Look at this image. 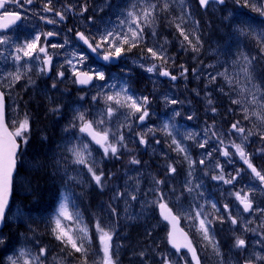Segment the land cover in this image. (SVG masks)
Wrapping results in <instances>:
<instances>
[{"label":"rangeland","instance_id":"1","mask_svg":"<svg viewBox=\"0 0 264 264\" xmlns=\"http://www.w3.org/2000/svg\"><path fill=\"white\" fill-rule=\"evenodd\" d=\"M78 1L80 0H53L54 9L65 11L66 19H70L69 23L60 21L54 13L42 11L47 0H33L37 4L36 6L30 4V6L24 5L23 8L12 6L8 9V11L21 9L24 11L26 19L21 26L3 34L8 36L10 41L6 45H0V88L5 92L7 98V123L11 130L15 131L13 122L23 120L27 114L30 131L26 144L22 143L18 137L24 146V178H18L14 184L15 198L7 215L10 230H15L14 232L17 233L10 237L5 243L4 249L0 251V264H8V257L14 255L21 247L30 249L33 254H38L39 248H46L43 264H81V254L70 255L72 250L65 248L52 233V229L55 227L54 219L61 202L67 203L69 212L79 213L80 224L86 225L88 229L92 230H88L90 240L85 245L88 248V264H101L103 256L96 228L98 221L102 227L113 231L111 244L116 264H145V257L148 256V261L151 260L155 250L154 232L158 241L163 240L162 231L159 230L160 223L158 221L153 223V209L154 207L157 209L159 205L152 203L158 199L161 193L164 197L163 201L170 203L185 224L197 234L207 260L212 264H220V258L216 256L197 231L199 221L189 217L195 216L197 210L206 214L205 207H208L211 213L212 203H215L219 209V212L216 211L217 214L221 213L222 203H219L220 200L217 196H223L224 188H222L223 184L218 182L220 180H214L212 177L220 174V168L216 167L217 163L223 167L226 177L234 173L230 162L235 163V160H240L230 141L240 144L241 134L231 132V124L240 121L239 126L246 130L244 135H247L248 130H251L253 135H250L245 142V151L251 153L252 164L256 169H258L255 164L256 160L263 163L262 169L264 168V151H261L264 149V140L260 137V133L264 132V122L255 115H251L252 112L264 114V109H261L259 104H233V100L243 99L238 94V86L227 84L222 76L217 75L227 69L230 75L235 76L239 72L242 62L237 64L233 62L237 61L241 54H244L254 58L249 67L253 77L252 83L259 85L264 90V64L258 62L264 60V52L260 50L254 38L241 35L238 31L241 28L254 32L264 31L262 14L254 11L251 7L244 6V0H240L239 4L236 3V0H226L225 6L219 7L216 4L209 6L206 15L202 17V29H198L197 26H194L192 15L189 13L191 6H188L189 0H183L187 20L184 27L193 43H195V36L191 33L194 32L200 38V50L193 52L187 42H184L183 47L181 46L183 37L180 36L175 26L169 23L174 17L180 15V0H176L169 12L158 14L155 24L156 36L151 35L153 30L151 28H145L144 33L147 47L164 44L167 55L172 59L160 67L159 61L146 58L140 51L137 57L126 54L120 65L112 68L96 63L87 52L81 49L74 38L68 36L65 29L75 24L74 26L81 28L89 36L96 35L98 30H103L106 26L116 27L118 21L124 19L122 13L126 14L133 4L137 9L141 6L139 0H94L91 10L86 11L83 15H81V6H78V11L74 9V5ZM252 2L258 3V0H252ZM67 5L73 6L71 11H67ZM40 15L55 19L58 23L47 24L39 19ZM89 17L93 19V22H89ZM69 24L72 25L69 26ZM124 30L126 31V27ZM46 32L59 33L52 37H41V46L47 45L48 53L53 57L49 70L43 73L39 71L41 67H44L42 64L43 53L39 54L40 60L25 57L19 62L14 61L13 54L16 52L17 45H23L26 40H31L37 33ZM66 39L68 43L63 48L51 47L52 44H64ZM72 53L87 56L83 64L76 65L80 71L93 73L97 70L103 71L106 80H95L94 85L88 90L79 89L76 83H73L72 68L66 63L68 59H73ZM20 55L23 56L22 53ZM152 63H156L158 69L156 72L149 73L146 68ZM187 64L188 66H186ZM17 65L20 66L22 73L29 67L31 71H27L19 82L9 88L5 74L16 72ZM164 68L179 73L181 80L178 86L172 85L171 82L166 83L161 78L159 72ZM185 68L187 72L181 75ZM194 69L195 71H193ZM135 70L148 81L144 79L141 84L137 82L133 75ZM61 71L64 72L63 78L57 75ZM211 76H216L215 81L210 82ZM29 79L34 83H29ZM239 79L241 83H244L243 73H240ZM123 82H127L130 94H134L136 97H149L150 116L143 124H139V114L130 116L127 108H119L111 119H108L106 115H102V113H106L103 97L100 96L97 101L92 100V97L97 96L98 93L111 95L114 91H119V84ZM53 83L56 84L55 88L52 87ZM111 84L117 85L115 90L107 87ZM187 90L192 95V100L188 98ZM221 96L228 100L231 104L230 108H220L218 98ZM165 97L168 98L167 101ZM171 100H176L177 103L172 104ZM209 100L212 101L211 104H209ZM57 107H59L58 112L52 111ZM243 107L249 108L250 115L247 120L244 119V112L241 110ZM213 108L216 109L215 112H234L228 130L224 131L225 134H222L217 130V126L213 125L215 119L203 120L197 116V111L202 118L214 115ZM76 110L85 112L88 120L104 119L105 123L98 126V131L109 128L112 132L119 130L124 134V143L127 147L120 148L118 157L111 155L105 157L103 149L92 141L90 136L79 132L78 121L75 129L65 132ZM176 112H179L180 115L176 116ZM189 116L192 117L191 120L188 119ZM170 119L175 123L180 133L176 139L180 140L182 145L187 148L190 159L196 162L191 169L184 154L174 150L175 145L171 144V137H166L163 132L156 131L154 135L149 133L146 137L147 144L139 143L138 133H145L149 128L160 129L163 123ZM207 122H212V124H207ZM209 128L211 130L206 136L204 130ZM212 131L219 134L223 144L212 136ZM188 133L196 134L195 139H183V136ZM209 137L211 138L208 139ZM205 139H208V143L204 148H200L199 144L203 143ZM156 141H160V143H156ZM83 143L88 144L91 151V156L88 157L89 162L94 161L95 165L104 172L105 186L103 189L91 179L85 165L72 163L73 156L67 149L73 145L81 147ZM225 148L232 153L231 157L221 155ZM142 151H144V158L139 155V152ZM209 152L212 153L210 157L207 155ZM149 155L154 159L148 162L145 158ZM133 157L138 159L140 164H131L130 160ZM200 160H204V163H199ZM224 160H227L228 163L226 164ZM57 161L60 162L59 165H57ZM169 165L176 168L175 173L169 171ZM35 167L39 169L34 170L37 169ZM65 168H67L69 176H76L77 181L66 182ZM190 171L191 176H189ZM26 172L29 173L28 177ZM35 172H41L40 176H45L54 183L50 196V193L41 191L43 201L50 212L45 215L37 214V211L31 206L33 200L30 198V193L34 194L35 189L40 187L38 178H33V186L29 184V180ZM261 173L264 174V170ZM251 174L254 175L252 172ZM154 179L163 180L164 183L156 186ZM188 181H191L188 187L194 189L191 193L185 188ZM197 184L200 185L199 188L195 187ZM218 187L220 189H217ZM154 188L156 191H152ZM117 193H124V195L114 199L113 197ZM27 194L29 195L28 199H26ZM132 195L136 196L135 200L131 199ZM262 197H264V193H262ZM72 200L75 205L77 204L76 208L73 207ZM84 200L87 205H84ZM201 206H203L202 209ZM113 208L116 210L115 213L111 211ZM213 217H215L214 214ZM237 219L238 234L235 233L230 221L227 222V227L222 228L217 220L220 227L215 228L212 224L209 229L210 234L219 243L225 264H240L253 253H264V244L257 243L261 239L259 236H255L260 233V224L264 225V216L259 217L255 213L249 217L238 215ZM249 221L251 223H248ZM62 222L65 225H71L73 229L77 227L71 221L63 220ZM246 224L248 228L256 231H245ZM220 232L227 238L221 236ZM43 235L45 236L42 237ZM244 235L251 237L246 251L234 247L235 236L245 240ZM0 237H3V234H0ZM141 252L145 253L143 257L140 255ZM164 255L162 252L163 260ZM173 260L175 261L176 258H172ZM172 264L174 263L172 262Z\"/></svg>","mask_w":264,"mask_h":264},{"label":"snow or ice","instance_id":"2","mask_svg":"<svg viewBox=\"0 0 264 264\" xmlns=\"http://www.w3.org/2000/svg\"><path fill=\"white\" fill-rule=\"evenodd\" d=\"M9 0H0V9H4ZM13 3L19 4L21 8H23L24 4H32L33 0H12ZM176 0H139L140 7L137 9L136 5L133 4L132 7L127 10L124 15V19H120L118 21V25L116 27H105L103 30H98L96 35L87 36L84 32H77L76 36L79 40L83 41V43L87 46L89 50L93 53H101L103 52L102 59L106 62H111L113 60L120 59L123 55L128 52H131L133 48L140 47L142 55L146 58L156 60L160 62V67L167 63L169 59H172L167 55V50L164 44H158L153 47H147L145 44V28L153 29L151 35L153 37L156 36L155 24L158 18L159 13L169 12L173 4ZM210 3L224 4L225 0H199V4L202 7H207ZM236 3L239 4L240 0H236ZM181 11L180 15L174 17L170 24H173L176 30L179 32L180 36L183 37V41L181 42V46H184V42H187V45L191 47L193 52H199L200 50V38L195 35V33H191V35L195 36V43L193 40L189 38V33L185 29L184 25L187 23L186 20V12L184 10L183 0H180ZM244 6L251 7L254 11L260 12L264 15V0H258V3L252 2V0H244ZM72 5H67V11L72 10ZM88 10L87 5H83L81 7V13L86 12ZM43 12L45 13H54L55 16L59 17L60 21L66 19L65 11H57L53 7V0H47L43 5ZM22 15L20 12H8L5 11L3 15H0V29H8L12 25H15L17 21L22 20ZM40 20L45 21L47 24H56L58 21L55 19H49L47 16L40 15ZM178 21V22H177ZM89 22H93V19L89 17ZM194 23H198L194 21ZM126 27V31L124 28ZM71 31V29H69ZM241 35L251 36L257 41L260 50L264 52V31L254 32L248 31L243 28L238 29ZM59 33L54 32H46V33H37L31 40H26L23 45L16 46V52L13 54V59L16 62L21 61L23 58H31L35 60H40V53H43L42 64L44 67L40 68V72H46L50 69L52 65L53 57L49 55L47 50V45L41 46L40 41L41 37L44 36L52 37L54 35H58ZM10 41V38L6 35H0V45H6ZM67 39L64 44H52V48H63L65 44H67ZM23 54V56L20 55ZM73 59H68L66 63L72 68L73 73V83L79 85H90L94 80L105 81L106 76L103 71H95L93 72H85L80 71L76 65L83 64L87 59V56L84 54L72 53ZM254 58H250L247 55L241 54L237 61H234V64L242 62V66L239 69V72L236 73L235 76L230 75L228 70L225 69L224 72L217 73L218 76H222L227 84L229 85H237L238 86V94L243 97V99L233 100L232 103L236 105L241 104H259L261 109H264V90L260 88L259 85L252 83L253 77L251 72L249 71V67L252 65ZM75 61V62H74ZM141 67H144L141 65ZM183 68V66L181 65ZM158 69V65L156 63H152L150 66L146 68V71L149 73L156 72ZM27 71H31V68H27L25 72H21L20 66L17 65L16 72H9L6 75L8 79V87H13L17 82H19ZM195 71V69L193 70ZM187 72V69H183L181 75ZM240 73H243L244 83H241L239 79ZM161 76L170 77L172 80H176V76L172 75L166 68L159 72ZM58 77L63 78L64 72H58ZM216 76L210 77V82L215 81ZM29 83H34L29 79ZM250 85V87H249ZM53 88L56 87V84L53 83ZM108 88L115 90L117 85L111 84L107 85ZM102 96L105 105H106V113H102V115H106L108 119L114 115L119 108H127L128 114L130 116L138 115V121L143 124L144 121L150 116L149 112V97L142 96L136 97L134 94H130V90L127 86V82H123L119 84V91H114L113 94L108 95L104 93H98L97 96H93L92 100L97 101L98 98ZM250 97V99H249ZM83 99V97H81ZM167 97L165 100L167 101ZM170 103L176 104V100H171ZM212 101L209 100V104ZM244 112V119H249V108L243 107L241 109ZM52 111L58 112L59 107L52 109ZM213 112L216 111L215 108L212 109ZM176 116H179L180 113L176 112ZM251 115H255L259 120L264 122V114L261 112H252ZM4 117H5V92L0 91V127H4ZM189 120L192 119L191 116L188 117ZM79 122V132L86 133L91 137L92 141H94L97 145H99L103 149V155L105 157L111 155L113 157L119 156L120 148H126L127 145L124 143V134L117 130L116 132H112L109 128H104L102 131H98L97 128L100 125L105 123L104 119L100 120H88L86 118V113L76 110L73 115V119L70 122L68 128L65 129V132H69L71 129H75L77 127V123ZM18 123V126H16ZM15 126V131L13 133H6L7 140L5 141L3 138H0V223H3L6 218V209L9 204V197L12 190V172L16 166V155L17 149L20 147L16 142V138L19 137L22 143L26 144L28 141V133L30 131V121L27 114H25L23 120L19 122H13ZM240 121H236L231 125V130L235 133L241 134V143L237 144L235 141H230L232 147L235 149V153L239 155L240 159L247 164L248 168L251 169V172L259 178L261 182H264V174L258 171L250 162L249 154L245 151V142L248 140L250 135H253L251 130H248L247 135H244L246 132L245 128L240 127ZM131 128L130 125H128ZM211 129H205V135L207 136L208 132ZM156 131H161L164 133L166 137H171V144L175 145V151L178 153H183L184 158L189 162V168L191 169L193 165L196 163L191 160L188 155V150L184 147L180 140L176 139V136L179 135V131L174 122L167 120L163 123L160 129L149 128L145 133H138L139 143L142 145L147 144V135L149 133L155 134ZM196 134L188 133L186 136H183V139H195ZM212 136L216 137L219 143L223 144V140L220 139L219 134L215 131H212ZM260 137L264 140V132L260 133ZM209 137L208 139H210ZM208 139H205L203 143L199 144L200 148H204L208 143ZM156 143H160V141H156ZM171 147V145H169ZM73 156L72 163L76 165H85L87 168V172L90 174L91 179L95 182V184L103 189L105 186L104 183V172L102 169H99L95 162L91 163L88 160V157L91 156V151L89 149L88 144L83 143L81 147H77L73 145L72 147L67 149ZM216 151V149H213ZM264 151V149H261ZM87 153V155H86ZM209 157L212 155L211 152L207 154ZM221 155L224 157H231L232 153H230L227 148H225ZM59 161H57V165H59ZM131 164H140V161L133 157L130 160ZM199 163L203 164L204 160H200ZM217 168H220V174L213 176L212 179L223 181L225 184H232L234 181L238 179L240 176V170H237L235 176H230V178L225 179L223 167L217 163ZM169 171L171 173L176 172V168L172 165H169ZM191 171L189 172V176H191ZM64 177L66 182H74L77 181L76 176H69L67 168L64 169ZM164 183L163 180H155L154 184L159 186ZM191 181H188L185 185L186 191L191 193L194 189L192 187H188ZM196 188H199L200 185H195ZM152 191H156V188L152 189ZM243 190L237 191L235 193H231L230 195H234L236 200L243 208V212L251 214L252 212H259L261 216H264V208H259L258 206L254 207L253 202V194L251 192H244L241 194ZM124 193H117L114 199L117 197H122ZM66 199V198H65ZM132 200L136 199L135 195L131 196ZM163 194L156 201L152 203H157L159 208L161 209V215L163 218L170 223H173L174 230L168 233L169 243L179 252L182 248H186L189 253H191L192 260L195 261V264H200L199 257L197 255L196 249L192 244V241L188 239L187 233H182L184 237L183 242H178L176 239L175 233V221L178 220V217L173 215L172 209L168 207V204L163 202ZM224 209L227 211L229 205L225 204ZM203 206H201V209ZM212 208L219 212L217 205L212 203ZM113 213H115V209H111ZM203 215V218L201 216ZM190 219L198 220L199 225L197 231L202 235L203 240L207 242V245L210 246L213 252L217 257L220 258V264H225L223 260V254L220 251L219 243L215 240V238L210 234V227L213 224L212 220L207 218V214H203L201 210H197L195 216H190ZM228 218L232 225L238 224V219L231 215V212H228ZM221 223L224 222L223 216L216 217ZM63 220L71 221L77 227L73 229L71 225L63 224ZM248 223H251L249 221ZM55 227L52 229V233L55 236V239L60 241L65 248H70L73 253H80L82 257L81 264H88L87 253L88 248L85 246L86 242L90 240L88 236V228L86 225H81L79 222V213H71L68 211V205L66 202H61L57 215L54 219ZM97 231L99 233L100 244L103 252V256L101 258V264H116V260L113 259L112 255V244L111 241L113 239V231L111 229H105L101 226L99 221L96 224ZM245 231H256L255 229H250L247 227V224L244 228ZM182 231V230H181ZM4 243L3 237H0V244ZM257 243L264 244V241H258ZM234 247L239 250H247L246 241L239 236L235 239ZM47 252L46 248H39L38 254H33L30 249L21 247L17 249L14 255L8 257V264H43V258L45 257ZM141 257L145 255V253H140ZM163 264H172V262L165 257L163 260ZM244 264H264V253L256 252L245 259Z\"/></svg>","mask_w":264,"mask_h":264},{"label":"flooded vegetation","instance_id":"3","mask_svg":"<svg viewBox=\"0 0 264 264\" xmlns=\"http://www.w3.org/2000/svg\"><path fill=\"white\" fill-rule=\"evenodd\" d=\"M21 2H23V0H21ZM24 5L30 6L28 4H24ZM36 5L37 4L34 3V2L31 4V6H36ZM17 7H20L19 4L16 6V8ZM25 19H26V17H25ZM62 22L63 23H69L70 19H65ZM70 25H72V24H69V26ZM74 25L75 24H73L71 27H66V29H65L67 34H68V36L70 38H74L75 41H77L76 40V33L77 32H84L85 35L89 36L88 33H86L84 30H82L81 28L76 27ZM69 29H71V31H69ZM81 48H83V47H81ZM172 74H175V73H172ZM215 115H218V117L216 118V120L213 123L215 124V126H217V130L218 131L222 132V134H225L224 131L227 128L226 125H227L228 122L229 123L231 122L232 117L234 115V112L233 111H218V112H215ZM197 116H200L199 112L197 113ZM222 119L225 122H223ZM246 146L249 148L248 145H246ZM248 154H249L248 158H249L250 162L253 163V160L251 158V153H248ZM224 162H226V164L228 163L227 160H224ZM234 162L235 163L230 162L231 165L234 168V170H233L234 173L232 175H227L225 177V179L230 178V176H235L237 170H240V176L238 177V179L236 181H234L232 184H225V183H223V181H218L221 184H223L222 188H224L223 196H217V198L220 200L219 203H222V208H223V209L222 208L220 209V211H221L220 215L223 216V217L225 215L223 224L217 219L220 222L221 227L223 225L227 224V221L229 220L228 212H231V215L233 217H236V218H238V215L249 217V216H251V215H253L255 213L259 217L261 216V214L259 212H252L251 214L243 212L242 206L236 200L234 195H230L231 193H235L237 191L243 190L242 193H241L243 195L244 192H251L253 194L254 207H256V206H258L259 208H263L264 207V197H262V193H264V185H263L264 182H261L259 180V178H257L255 175L251 174V171H250L251 169L248 168L247 164H245L243 160H241V159L240 160H235ZM255 162H257V161H255ZM256 165L263 167V163H260V162H257ZM257 170L260 171V172L262 171V169L261 170L257 169ZM249 182H251V183H249ZM253 183H255V186H253ZM217 189H220V187H218ZM257 190L261 191L262 193L261 192L258 193ZM223 200L225 202H223ZM165 203L168 204V207L174 209L170 203H168V202H165ZM225 204L229 205V208H228L227 211L223 207ZM211 212L214 213L215 218L220 216V215L217 214L216 210L214 211L213 209H211ZM164 224H165L164 229L165 230L167 229V232H168L169 225L167 223H164ZM216 224L218 225V223H216ZM182 227L190 235V238H191L195 248L198 251L201 264H212L208 260L205 261V258L203 257V251H202V247L203 246H201V242H200L197 234L192 229H190L189 226H187L183 222V220H182ZM233 227L235 229V233L238 234L239 225L238 224L237 225H233ZM167 235H168V233H167ZM255 236H259L261 241H264V225L260 224V233H257ZM235 237H237V236H235ZM244 237H245L246 245L248 246L250 241H251V237H249L248 235H244ZM169 247H170V245H169ZM170 252H171V257L169 255L170 259H172L173 255L175 256L176 259H178V258L181 259L180 262L178 260H176L174 262V264H191L190 258H189V255H188L187 252H185V251L177 252L175 249H173L171 247H170ZM184 260H185L186 263H183ZM153 264H159V261L157 259H154ZM241 264H244V260L241 262Z\"/></svg>","mask_w":264,"mask_h":264},{"label":"trees","instance_id":"4","mask_svg":"<svg viewBox=\"0 0 264 264\" xmlns=\"http://www.w3.org/2000/svg\"><path fill=\"white\" fill-rule=\"evenodd\" d=\"M94 1V0H92ZM190 5L192 7V9H194L191 13L193 16L196 17V22L198 23H195V26L198 27V29H202V17L203 15H206V13L202 12V10L199 8L198 4L196 3V0H190ZM82 5H87V8L89 10V4L90 3H87L86 0L82 1L81 2ZM93 4V2H92ZM76 8H78V6H76ZM87 10V11H88ZM140 48H134L133 52L135 54H140ZM23 162H24V146L22 147V151H21V154L19 155V165H18V172L16 174V177L14 179V184L15 182L17 181L18 178H24V166H23ZM37 168V167H35ZM39 168L37 169H34V170H38ZM27 174V177L29 176V173L26 172ZM41 175V172H35L34 174H32L31 176V180H29V184L33 186L34 184V181L33 178H38L40 181V187H38L39 189H35L34 191V194L30 193V198L33 200L31 206H33V208L35 209V211H37V214H46V213H50L48 211V206L46 205V203L43 201V195L41 194V191L43 192H47V193H50L49 196L51 195L52 193V183L47 177L45 176H40ZM37 179V180H38ZM33 182V184H32ZM34 190V189H32ZM48 196V197H49ZM29 195L27 194L26 196V199H28ZM14 198H15V195H14ZM13 198V199H14ZM49 221V220H48ZM89 231H92L90 229H88ZM15 231V230H14ZM14 231H11L10 228H9V225L8 223H6V226L4 228V231H3V239H4V243L3 244H0V247L2 246V248H0V251L2 249H4L5 247V243H7V241L10 239V237H12V235L14 233H17V232H14ZM45 235H43L42 237H44ZM5 252V251H4ZM3 252V253H4ZM144 263L145 264H149V261H148V256L145 257V260H144Z\"/></svg>","mask_w":264,"mask_h":264},{"label":"water","instance_id":"5","mask_svg":"<svg viewBox=\"0 0 264 264\" xmlns=\"http://www.w3.org/2000/svg\"><path fill=\"white\" fill-rule=\"evenodd\" d=\"M199 1V0H198ZM221 5V4H220ZM202 7V6H201ZM203 9H206L207 7H202ZM3 9H0V11H2ZM263 18H264V16H263ZM20 22L21 21H17V23L15 24V25H12L10 28H8V29H0V33L1 32H7V31H9L12 27H14V26H16V25H18V24H20ZM81 41V40H80ZM82 43H83V41H81ZM84 44V43H83ZM99 61H101V62H103L104 64H108V63H112V64H116L117 62H118V60H113V61H111V62H106V61H103V59H102V57L101 58H99ZM164 77H166V76H164ZM167 78H169V77H167ZM174 82H176V80H174ZM91 85V84H90ZM90 85H79V86H85V87H88V86H90ZM0 91H2L1 89H0ZM4 127H0V138H3L5 141L7 140V135H6V133H12L11 132V130L9 129V127H8V125H7V123H6V99H5V117H4ZM16 142H17V140H16ZM17 144H19L18 142H17ZM20 145V144H19ZM19 150H20V147L17 149V155H18V153H19ZM17 155H16V166H15V169L13 170V172H12V184H13V177H14V175H15V173H16V171H17ZM11 198H12V190H11V194H10V197H9V204H8V207H9V205H10V201H11ZM8 207H7V209H6V212H7V210H8ZM160 215H161V209H160ZM173 215H175L174 213H173ZM176 216V215H175ZM161 217L163 218V216L161 215ZM164 219V218H163ZM165 220V219H164ZM167 221V220H166ZM168 223H169V225H170V232H172L173 230H174V227H173V223H170L169 221H167ZM4 225H5V220H4V222L3 223H0V231L4 228ZM182 230V231H181ZM175 233H176V239H177V241L178 242H183L184 241V237H183V235H182V233H186L182 228H181V226H180V219L178 218V220L177 221H175ZM187 236H188V234H187ZM188 239H190L189 238V236H188ZM182 249H185V250H187L186 248H182ZM188 251V250H187ZM190 254V257H191V260H192V256H191V253H189ZM192 262H193V264H195V261H193L192 260Z\"/></svg>","mask_w":264,"mask_h":264},{"label":"bare ground","instance_id":"6","mask_svg":"<svg viewBox=\"0 0 264 264\" xmlns=\"http://www.w3.org/2000/svg\"><path fill=\"white\" fill-rule=\"evenodd\" d=\"M260 64H264L263 59L260 61ZM260 67H262V66H260ZM218 104H219L220 108H222V109H228L231 106V104L228 102V100L224 99V97H222V96L218 98ZM137 151H138V149H137ZM139 155L144 158V151L139 152ZM137 156H138V154H137ZM145 159L149 162V161L153 160L154 158L149 155Z\"/></svg>","mask_w":264,"mask_h":264}]
</instances>
